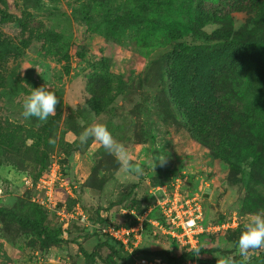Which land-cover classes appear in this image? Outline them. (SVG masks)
<instances>
[{
  "label": "rangeland",
  "instance_id": "1",
  "mask_svg": "<svg viewBox=\"0 0 264 264\" xmlns=\"http://www.w3.org/2000/svg\"><path fill=\"white\" fill-rule=\"evenodd\" d=\"M250 5L0 0L1 10L27 26L0 16V264H53L47 254L72 264H110L113 242L69 218L75 199L60 188L59 173L77 186L74 198L91 221L104 215L117 223L131 207L159 220L157 208L150 209L163 196L160 188L181 179L186 194L200 197L206 225L237 219V227L204 234L200 248L212 253L199 257L213 264H264V248L242 257L237 246L251 216L264 211V145L243 125L253 99L241 68L252 59L249 44L264 40V20L249 13ZM81 17L96 20L86 24ZM240 35L243 54L231 45ZM41 86L56 94V113L46 121L25 119L23 101ZM188 122L207 128L199 141ZM98 124L142 174H126L95 138L81 141ZM162 158L163 165L156 163ZM44 180L53 182L50 193ZM27 220L40 221L61 242L23 226ZM145 232L156 230L147 225ZM169 241L151 238L144 248L183 254ZM95 252L93 259L85 255Z\"/></svg>",
  "mask_w": 264,
  "mask_h": 264
},
{
  "label": "built area",
  "instance_id": "2",
  "mask_svg": "<svg viewBox=\"0 0 264 264\" xmlns=\"http://www.w3.org/2000/svg\"><path fill=\"white\" fill-rule=\"evenodd\" d=\"M59 180L60 188L69 190V195L73 199H77L74 198L73 194L77 186L74 183L70 185V180L61 173H59ZM24 181L30 184L27 178H24ZM41 183L43 188L48 189L49 193L54 190L53 182L44 180ZM45 183H48L47 186ZM182 184L183 180L175 179L172 186L160 188L163 191V196L158 198L157 205L150 209V212L153 213V210L157 208L159 220H150L148 213L139 216L136 210L124 209L121 214L123 222H114L104 215H101L100 220L91 221L90 216L82 209L80 203H76L68 215L71 219H81L87 228L122 246L132 256L133 264H171L163 257L147 256L143 253V251L149 250L144 248L146 245L145 235L147 234L145 226L152 225L158 237L170 240L171 245L179 246L182 249V253L196 250L200 246V239L204 234H214L230 227H237L236 218L228 219V221L216 225H206L205 210L200 197L186 194ZM57 213L63 221L66 217L65 213L63 211ZM45 257L53 264H72L70 259L64 256L57 257L47 254ZM39 260L43 261L41 256ZM183 264L201 263L189 260Z\"/></svg>",
  "mask_w": 264,
  "mask_h": 264
},
{
  "label": "trees",
  "instance_id": "3",
  "mask_svg": "<svg viewBox=\"0 0 264 264\" xmlns=\"http://www.w3.org/2000/svg\"><path fill=\"white\" fill-rule=\"evenodd\" d=\"M246 9H249L250 14H255L256 19H262L264 20V0H252V5L245 7ZM0 16L4 21H10L13 20L17 22L19 25H21L23 28H27L26 24H24L19 18H16L15 16L7 14L5 11L0 9ZM113 19H117L121 17L119 14H110L109 16ZM81 20L86 23L90 24L93 21L96 20L95 17H81ZM238 39H243V36L240 35L235 40V42H231V45L240 47V53L243 51L242 46H238L241 44V42ZM249 52H252V59L250 63L242 64L241 71L243 72V75L247 78V90L249 94L251 95V98L253 99L252 108L250 110L249 116L246 118L244 122V126L251 131L253 136L258 139L261 143L264 145V40L263 41H257L254 43L249 44ZM224 50H228V48L225 46ZM239 51V49L235 48ZM174 55L176 56H182L186 55L185 52L175 50ZM239 53V52H238ZM243 54V52H242ZM178 103V102H176ZM189 126L187 127L188 132L192 135V137L199 141V132L204 133L206 132L207 128L201 123L198 122L195 124H192L190 122ZM79 201L75 199L73 201L74 204L78 203ZM130 210H136L137 208L131 207L126 208ZM22 225L25 227H32L35 230L39 231L41 235H44L45 238L48 241H57L52 236L48 234L47 229L40 223V221H21ZM158 237L157 234H146L145 235V243H148L151 241V238ZM109 240V239H108ZM111 241V240H109ZM148 241V242H147ZM57 242H61V240H58ZM112 242V241H111ZM111 244V243H110ZM110 244H107L110 246ZM110 246L112 247L114 256L109 257V263L112 264H133V258L132 256L127 253L124 248L115 242H113ZM170 250H157V251H151V250H145L143 253L147 256H160L165 258L169 263L171 264H183L186 263L189 260L198 261L201 264H213L215 260L210 259H203L199 257V253H209L210 250L202 251L200 246L191 252H185L181 254L180 256H174L170 252ZM212 253V252H211ZM87 257L93 259V257L96 255V252L93 254H85Z\"/></svg>",
  "mask_w": 264,
  "mask_h": 264
},
{
  "label": "clouds",
  "instance_id": "4",
  "mask_svg": "<svg viewBox=\"0 0 264 264\" xmlns=\"http://www.w3.org/2000/svg\"><path fill=\"white\" fill-rule=\"evenodd\" d=\"M34 90L25 98L22 104V115L25 119L36 118L46 121L49 116L56 113L58 98L54 92L44 86ZM90 137L99 141L106 150L115 154L126 174H142V169L130 161L129 153L125 147L118 143L105 125H95L87 128L81 134V141L86 142ZM166 158L156 161L163 165ZM155 163V165H156ZM238 250L242 257H247L250 250L264 248V211H258L251 216L245 230L238 240Z\"/></svg>",
  "mask_w": 264,
  "mask_h": 264
},
{
  "label": "crops",
  "instance_id": "5",
  "mask_svg": "<svg viewBox=\"0 0 264 264\" xmlns=\"http://www.w3.org/2000/svg\"><path fill=\"white\" fill-rule=\"evenodd\" d=\"M148 244V243H147Z\"/></svg>",
  "mask_w": 264,
  "mask_h": 264
}]
</instances>
